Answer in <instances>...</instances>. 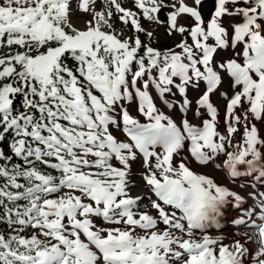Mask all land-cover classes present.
I'll return each mask as SVG.
<instances>
[{
  "label": "snow or ice",
  "instance_id": "6c2138e0",
  "mask_svg": "<svg viewBox=\"0 0 264 264\" xmlns=\"http://www.w3.org/2000/svg\"><path fill=\"white\" fill-rule=\"evenodd\" d=\"M204 8L0 0V264H264V0Z\"/></svg>",
  "mask_w": 264,
  "mask_h": 264
},
{
  "label": "bare ground",
  "instance_id": "6f19581e",
  "mask_svg": "<svg viewBox=\"0 0 264 264\" xmlns=\"http://www.w3.org/2000/svg\"><path fill=\"white\" fill-rule=\"evenodd\" d=\"M203 1H204V0H203ZM218 102L222 104V103H223L222 98H220V99L218 100ZM233 142H234L236 145L239 144V143H241V142H242V138H241V136L238 135L237 138H236ZM235 150H236V148H235ZM213 168L215 169V173H216V175L219 176V174H220V169H219V168H216L215 165H213ZM240 171H241V172H244V171H246V170H245L244 167L242 166V167L240 168ZM227 183H228L229 187H231V188H233V189L240 190V191H243V190L241 189V184H248V185H249V189H248V190H249V191L252 190V188H251V182H250V183H249V182H239L238 180H236V182L233 183L232 179L229 178V179L227 180ZM261 191H264V189H261ZM255 204H256V202H255L254 200H252L251 198H247L246 203H245L244 205H242V207H245V208H247V207H254ZM237 215H238V212H237V211L229 210V211L226 213L225 218H224V219H221V221H220L219 224H217V225H213V227L210 228V229L208 230V234H209L210 236H213V237H215V236H222V237L224 238V239H223V242H224V243H230V242H232V241H235V236L232 235V234L230 233V231L228 230V227H225V226L231 224V220L234 219ZM225 219H226L227 221H229V223L225 224ZM223 221H224V222H223ZM220 228H221V230H219ZM246 230H247V229H244V232H243V237L245 238V239H244L245 241H246V239H247V237H246V235H245V232H247ZM248 246H249L250 248H252L253 250H254V248H255V244H254V242H251V241L245 243V247L248 248ZM248 250H249V248H248ZM253 250H252V251H253ZM249 252H250V251H249ZM245 264H248V263H247V259L245 260Z\"/></svg>",
  "mask_w": 264,
  "mask_h": 264
},
{
  "label": "rangeland",
  "instance_id": "374dc122",
  "mask_svg": "<svg viewBox=\"0 0 264 264\" xmlns=\"http://www.w3.org/2000/svg\"><path fill=\"white\" fill-rule=\"evenodd\" d=\"M121 2L125 5V6H128L130 7L131 6V0H121ZM160 18L162 20L166 19V16H165V13L164 12H161L160 13ZM208 18V14L207 16L205 17V19ZM113 19L115 20V24H114V27L119 30L121 27H122V24L119 22L118 19H116V17L114 16ZM182 23H187V21H182ZM144 26L145 27H151L153 29L156 30V35L159 36L160 38V44L158 45L159 47H165V46H171L172 43H173V40H176L178 41L179 37H174V38H170V39H165V34H164V30L163 28H157L155 25H150L147 21H144ZM130 34V33H129ZM223 101V100H222ZM222 115V113H221ZM222 123V122H221ZM236 144L233 142V147L230 148L229 150L231 151H235V147ZM262 151H264V149H262ZM243 175L245 176H248L250 177L249 180L245 181V180H241V179H237L239 182H253V180L255 179L254 177H252L251 173H248V172H241ZM53 174H56L53 172ZM233 190H237V189H233ZM224 222V221H223ZM225 227H228V230L230 231V233L232 235L235 236V241H240L241 243L245 244V238L243 237V232H244V229H247L245 233H248V234H251V232L253 231L252 229H249V228H246L244 226H235V225H232V224H229V225H226ZM221 230V228L219 229ZM249 248V251L252 252V248ZM247 263L250 264V260H247Z\"/></svg>",
  "mask_w": 264,
  "mask_h": 264
},
{
  "label": "water",
  "instance_id": "95a60500",
  "mask_svg": "<svg viewBox=\"0 0 264 264\" xmlns=\"http://www.w3.org/2000/svg\"><path fill=\"white\" fill-rule=\"evenodd\" d=\"M203 2L205 4L204 13H205V17H206L208 14V8H210L212 6V0H204Z\"/></svg>",
  "mask_w": 264,
  "mask_h": 264
},
{
  "label": "trees",
  "instance_id": "16d2710c",
  "mask_svg": "<svg viewBox=\"0 0 264 264\" xmlns=\"http://www.w3.org/2000/svg\"><path fill=\"white\" fill-rule=\"evenodd\" d=\"M0 146H2V145H0ZM4 230H5V225L0 224V231H4Z\"/></svg>",
  "mask_w": 264,
  "mask_h": 264
}]
</instances>
